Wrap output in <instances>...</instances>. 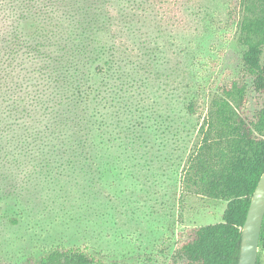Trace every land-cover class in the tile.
Here are the masks:
<instances>
[{
  "label": "trees",
  "instance_id": "obj_1",
  "mask_svg": "<svg viewBox=\"0 0 264 264\" xmlns=\"http://www.w3.org/2000/svg\"><path fill=\"white\" fill-rule=\"evenodd\" d=\"M146 13L133 0H0V178L16 182L0 188V221L24 222L19 200L34 175L98 171L107 183L110 170L99 160L112 155V145L143 146L149 122L169 127L151 94L155 84L147 82L165 79L157 40L143 39L138 29ZM226 23L238 25L245 47L239 76L218 83L201 108L204 73L218 65L206 60L181 103L183 116L202 115L183 188L226 201V208L219 222L179 231L160 264H238L242 227L264 172V0H230ZM247 78L261 96L251 115ZM10 196L14 210L4 208ZM49 243L18 258L0 247V264H110L89 243Z\"/></svg>",
  "mask_w": 264,
  "mask_h": 264
},
{
  "label": "rangeland",
  "instance_id": "obj_2",
  "mask_svg": "<svg viewBox=\"0 0 264 264\" xmlns=\"http://www.w3.org/2000/svg\"><path fill=\"white\" fill-rule=\"evenodd\" d=\"M133 1L147 8L138 22L142 38H155L160 47L157 56L165 81L150 78L147 82L155 84L151 94L169 127L149 122L143 146L122 149L118 142L112 145V155L99 160L110 170L107 183L97 170L94 175H34L38 177L27 184L19 200L26 214L24 222L12 227L0 221V247L9 255L18 258L49 242L89 243L110 264H139L140 256L143 261L152 256L154 264H160L173 253L179 231L222 220L226 201L183 188L182 170L202 115L183 116L181 103L195 80L201 79L196 76L206 60H218V65L210 73L203 72L206 88L201 108L218 83L240 74L245 47L238 41V25L226 23L230 0ZM246 81L251 115L261 96L252 79ZM6 183L0 178V188ZM3 204L14 210L15 197L5 198ZM259 252L260 264H264V250L259 248Z\"/></svg>",
  "mask_w": 264,
  "mask_h": 264
},
{
  "label": "water",
  "instance_id": "obj_3",
  "mask_svg": "<svg viewBox=\"0 0 264 264\" xmlns=\"http://www.w3.org/2000/svg\"><path fill=\"white\" fill-rule=\"evenodd\" d=\"M264 220V172L254 190L245 223L238 264H257L259 240Z\"/></svg>",
  "mask_w": 264,
  "mask_h": 264
},
{
  "label": "flooded vegetation",
  "instance_id": "obj_4",
  "mask_svg": "<svg viewBox=\"0 0 264 264\" xmlns=\"http://www.w3.org/2000/svg\"><path fill=\"white\" fill-rule=\"evenodd\" d=\"M258 255H259V252H258Z\"/></svg>",
  "mask_w": 264,
  "mask_h": 264
}]
</instances>
